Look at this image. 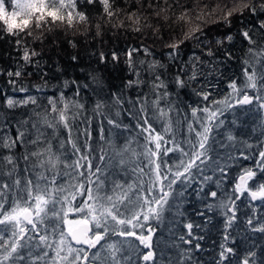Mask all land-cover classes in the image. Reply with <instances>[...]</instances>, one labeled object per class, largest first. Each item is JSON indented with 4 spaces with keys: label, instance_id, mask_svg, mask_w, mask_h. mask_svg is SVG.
I'll return each instance as SVG.
<instances>
[{
    "label": "snow or ice",
    "instance_id": "snow-or-ice-1",
    "mask_svg": "<svg viewBox=\"0 0 264 264\" xmlns=\"http://www.w3.org/2000/svg\"><path fill=\"white\" fill-rule=\"evenodd\" d=\"M0 264H264V0H0Z\"/></svg>",
    "mask_w": 264,
    "mask_h": 264
},
{
    "label": "flooded vegetation",
    "instance_id": "flooded-vegetation-1",
    "mask_svg": "<svg viewBox=\"0 0 264 264\" xmlns=\"http://www.w3.org/2000/svg\"><path fill=\"white\" fill-rule=\"evenodd\" d=\"M172 226H173L172 223H168V227H172ZM159 233L163 235H168V229L164 226V224L161 226Z\"/></svg>",
    "mask_w": 264,
    "mask_h": 264
},
{
    "label": "rangeland",
    "instance_id": "rangeland-1",
    "mask_svg": "<svg viewBox=\"0 0 264 264\" xmlns=\"http://www.w3.org/2000/svg\"><path fill=\"white\" fill-rule=\"evenodd\" d=\"M172 219H173L172 217H169L167 223H171ZM162 225H163V224H162ZM162 225H161V226H162ZM160 228H161V227H160Z\"/></svg>",
    "mask_w": 264,
    "mask_h": 264
}]
</instances>
